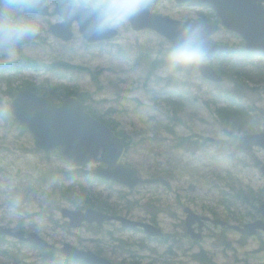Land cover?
I'll return each mask as SVG.
<instances>
[{
	"label": "rangeland",
	"instance_id": "obj_1",
	"mask_svg": "<svg viewBox=\"0 0 264 264\" xmlns=\"http://www.w3.org/2000/svg\"><path fill=\"white\" fill-rule=\"evenodd\" d=\"M46 2L53 10L57 0ZM171 12L179 17L200 13L203 19L217 20L215 13L205 7H175ZM36 19L40 35L35 42L22 47V54L39 66L17 65L20 71L14 65L1 67L8 71L0 73V104L7 103L10 109L13 96L25 82L43 84L46 88L68 85L73 91L88 93L84 101L87 107L126 137L128 150L123 162L145 178L165 176L171 185H141L130 190L95 176L97 163L85 165L76 173L74 170L79 167L67 162L58 150L50 154L39 151L33 134L21 129L9 114L7 119L0 118V224L36 231L58 246L70 242L94 252L102 248V256L116 264H200L194 254L202 250L219 264H264V233L242 242L239 233L208 223L202 240H192L185 229L183 211L189 206L199 214L216 218L214 210L222 214L229 203L230 184L243 182L256 189L264 187V176L259 170V164L264 162L263 148L244 151L235 146L232 164L225 168L218 159L224 144L213 141L218 140L216 133L220 130L236 129L239 136L264 131V58L247 57L243 38L220 26L214 39L233 47L232 59L245 67L247 76L223 75L225 80L219 85L208 82L200 73L182 80L162 78L157 53L161 44L167 46L170 41L154 31L136 32L129 26L119 30V36L112 40L88 43L75 23L74 39L63 42L49 29L51 24L62 21L57 15ZM78 36L79 44L75 43ZM60 61L82 69L46 68ZM153 61L157 63L151 70ZM219 64L220 57L213 55L209 65L218 69ZM169 79L174 83H169ZM241 79L246 90L236 102L249 112V121L235 128L231 123L224 124L214 110L229 100L228 89ZM176 82L182 85H174ZM133 93L137 96L136 105L130 106L128 96ZM145 99L152 101L150 109L144 108ZM169 99L182 101L184 106L178 107ZM182 137L189 139L184 141ZM54 170L63 173L56 174ZM66 172L75 177L70 179ZM9 182L24 197L23 217L13 218L5 212ZM69 187L72 198L109 202L119 206L118 214L159 224L165 233L176 235L177 243L168 251L173 246L169 242L151 238L142 230L123 228L118 222L103 225L97 233L88 227L72 229L61 215L63 207L76 208L67 197ZM85 192L87 196H82ZM121 206L131 211L120 212ZM256 213L254 208L244 207L239 212L245 222L255 219ZM6 249L8 254H16L14 260L2 252ZM44 253L12 238L0 239V264H49ZM71 264L85 263L71 261Z\"/></svg>",
	"mask_w": 264,
	"mask_h": 264
},
{
	"label": "water",
	"instance_id": "obj_2",
	"mask_svg": "<svg viewBox=\"0 0 264 264\" xmlns=\"http://www.w3.org/2000/svg\"><path fill=\"white\" fill-rule=\"evenodd\" d=\"M179 2L198 3L211 6L216 9L224 25L231 31L237 32L246 40V49L251 52L264 55V0H178ZM37 14L49 15L50 7L39 8ZM179 20L158 14L145 12L134 18L132 26L136 30L152 28L168 39L174 38ZM73 21L51 26L52 32L69 41L73 38L71 29ZM207 32L211 36L212 53L229 50V46L217 43L212 35L216 33L218 26L206 23ZM87 22H80V29L83 35H87ZM118 35L105 33L103 35L89 36L90 42L112 39ZM31 41L25 42L28 44ZM201 74L210 80L220 82L222 76L211 66L207 65L200 70ZM13 114L19 119L23 126L28 127L35 135L36 146L47 152L54 151L61 147L63 157L78 166H84L90 162H101L97 167L96 174L106 179H113L119 183L135 188L140 183L161 182L169 186V181L164 177L141 178L138 171L129 168L121 163L126 151V146L115 132L104 122L93 118L85 109L81 100L76 96H70L60 106L54 105L44 97L36 95L32 91L23 90L13 99L11 104ZM239 144L243 149H250L254 146L264 147V132L248 134L239 137ZM264 174V163L260 165ZM258 212L264 217V204H259ZM186 225L188 233L193 239H201L202 233L194 228L196 222L199 228H203L208 217H202L191 208L186 207ZM64 217L70 219V224L79 228L84 222L102 223L111 220L120 221L126 228L141 227L145 233L152 237L164 235L162 229L152 223L133 220L129 217L107 214L92 208L62 209ZM217 225L227 226L230 229L239 231L243 235L253 236L259 230H264V218L248 222L243 226L231 224L222 219H215ZM14 236L18 239L30 242L36 246L52 248L46 239L36 232L13 230L12 228L0 225V236ZM66 256L75 260H83L88 264H114L109 259L97 255L93 251L80 250L70 243H65L59 249Z\"/></svg>",
	"mask_w": 264,
	"mask_h": 264
},
{
	"label": "clouds",
	"instance_id": "obj_3",
	"mask_svg": "<svg viewBox=\"0 0 264 264\" xmlns=\"http://www.w3.org/2000/svg\"><path fill=\"white\" fill-rule=\"evenodd\" d=\"M44 0H0V65L17 64L22 56L25 42L36 41L40 35V25L36 19L39 8H47ZM62 21H75L77 27L81 21L87 22V35L115 33L129 27L134 18L154 8V0H57L52 6ZM174 38L167 46L160 45L158 50L159 75L182 80L200 72L213 62L211 36L200 13H187L178 22ZM75 43L79 44V36ZM136 95L128 96L130 106L136 105ZM152 101L144 100V108L150 109ZM9 107L0 104V118L7 119ZM217 139L224 144L218 153V159L225 168L230 167L233 149L239 140L236 129L217 131ZM77 200L75 203H79ZM5 212L13 218L25 215L24 197L9 182L5 196ZM49 264H71L61 251H54Z\"/></svg>",
	"mask_w": 264,
	"mask_h": 264
},
{
	"label": "trees",
	"instance_id": "obj_4",
	"mask_svg": "<svg viewBox=\"0 0 264 264\" xmlns=\"http://www.w3.org/2000/svg\"><path fill=\"white\" fill-rule=\"evenodd\" d=\"M44 1H46V0H44ZM225 58H221V61L219 64L220 68H218L220 70V72H222L223 74L229 75V76H232V74H234V73L240 74L242 69L237 67L234 63H229L227 60H225ZM20 62L24 65H27V66L34 64L33 60H31L30 58H27V57L26 58L21 57ZM156 63H157V61H153V63L151 64L150 67L153 68L156 65ZM52 67L69 68L70 65L67 62L60 61L58 63L53 64ZM80 69H82V68H80ZM28 88H32V89L36 90L39 94H43V95L48 96L54 100H62L64 97L68 96L71 93H77V91L71 90L68 85H57L53 88H46L43 86L36 88L35 86H31V87L28 86ZM233 93H237V91H233ZM78 95H79V97H81L82 100H85L88 97V93H85V94H79L78 93ZM178 105L181 107L184 106L180 102L178 103ZM89 112L94 117L104 121L106 124H108L109 126H111L115 130V126L112 125L111 122L107 121L102 115L96 113L95 111H93L91 109L89 110ZM218 112H219L220 117L224 123H227V124L231 123L235 128H237L238 126L247 122V118L249 116V113L244 108L238 109V108H232L230 106H222V107L218 108ZM116 133L124 141H126V138H125V136H123L121 131H116ZM182 139L184 141H187L189 139V137H182ZM77 173H79V170H77ZM230 185H231V198L229 200V203L226 204V210L222 214H220L214 210V214H215V216H224L225 215L227 220L232 219L234 221L243 223L245 220L243 218H240V214H239L240 210L243 207L244 208H254V210H255L256 203L264 201V187L260 188V189H256L251 185L244 184L243 182H239V183L234 182L233 184H230ZM85 195H86V192H85ZM77 200L80 201L78 204L75 203L78 207L93 206V207H96V208H99L102 210H106V211H109L112 213L118 212L116 210V208L117 209L119 208V206H113L109 202H104V203L98 202L97 203L96 200H90V199H88V198L86 199L84 197H78ZM124 209L129 210V208H127V206H125ZM124 209H122V206H121L120 211H122ZM162 241H164V242L170 241L174 245H175V243H177V239H176L175 235H166V237L163 238ZM225 241L227 242V245H230V242H228V240H225ZM171 249H172V247H170V250ZM101 250L103 251V249L100 248V250H98V252L100 253ZM6 252L8 253V251H6ZM53 252H54L53 250L46 251L44 253V257L48 258V261H49L50 256ZM194 259L196 261L200 262V264H219L218 262H216L211 257V255H208V253L205 250H202L199 253H195ZM129 263L130 264H140L138 262H129ZM150 264H152V263H150Z\"/></svg>",
	"mask_w": 264,
	"mask_h": 264
},
{
	"label": "flooded vegetation",
	"instance_id": "obj_5",
	"mask_svg": "<svg viewBox=\"0 0 264 264\" xmlns=\"http://www.w3.org/2000/svg\"><path fill=\"white\" fill-rule=\"evenodd\" d=\"M166 4L170 5L171 7L166 8L165 7ZM184 6L204 7V6L191 5V4H186V3H178L176 0H154V8L152 9L151 12L158 13L161 15H166V16L176 18V19H182V17H179L177 14H174L173 12H171V9H173L175 7H184ZM208 10L212 11V13L214 12L213 9L208 8ZM217 18H219V17H217ZM204 20L213 22L212 19H210L208 17H205ZM23 85H26V87H28V86L31 87V85L28 82H25L24 84H22L21 87H23ZM35 87L38 88L36 85H35Z\"/></svg>",
	"mask_w": 264,
	"mask_h": 264
}]
</instances>
